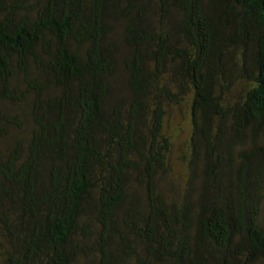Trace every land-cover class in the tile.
I'll return each mask as SVG.
<instances>
[{
    "label": "trees",
    "instance_id": "trees-1",
    "mask_svg": "<svg viewBox=\"0 0 264 264\" xmlns=\"http://www.w3.org/2000/svg\"><path fill=\"white\" fill-rule=\"evenodd\" d=\"M263 205L264 0H0V264H264Z\"/></svg>",
    "mask_w": 264,
    "mask_h": 264
},
{
    "label": "rangeland",
    "instance_id": "rangeland-1",
    "mask_svg": "<svg viewBox=\"0 0 264 264\" xmlns=\"http://www.w3.org/2000/svg\"><path fill=\"white\" fill-rule=\"evenodd\" d=\"M171 112V108L169 109ZM172 115L167 120V129L174 137V161L175 167L178 171H182L183 162L181 158L190 155V138L192 132L190 113L185 107L176 106L172 109ZM250 138H248V146L251 145ZM264 209V205H263Z\"/></svg>",
    "mask_w": 264,
    "mask_h": 264
}]
</instances>
